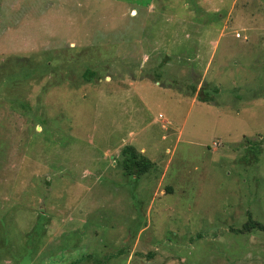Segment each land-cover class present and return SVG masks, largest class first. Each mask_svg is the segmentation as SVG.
Instances as JSON below:
<instances>
[{"label": "rangeland", "instance_id": "obj_1", "mask_svg": "<svg viewBox=\"0 0 264 264\" xmlns=\"http://www.w3.org/2000/svg\"><path fill=\"white\" fill-rule=\"evenodd\" d=\"M249 219L264 0H0V264H264Z\"/></svg>", "mask_w": 264, "mask_h": 264}, {"label": "trees", "instance_id": "obj_2", "mask_svg": "<svg viewBox=\"0 0 264 264\" xmlns=\"http://www.w3.org/2000/svg\"><path fill=\"white\" fill-rule=\"evenodd\" d=\"M94 71L85 70L84 76L87 80L94 75ZM195 92V88H193ZM200 101H210V97L208 95L202 96L200 94L197 95ZM121 166L126 175H132L140 177L145 174L153 165V162L145 156L143 153L138 151L133 145H126L121 150ZM264 230V223L249 219L247 220L241 227V232H249L252 229Z\"/></svg>", "mask_w": 264, "mask_h": 264}]
</instances>
